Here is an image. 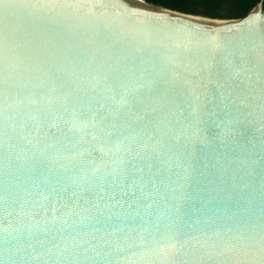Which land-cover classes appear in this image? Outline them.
Wrapping results in <instances>:
<instances>
[{
	"label": "water",
	"instance_id": "water-1",
	"mask_svg": "<svg viewBox=\"0 0 264 264\" xmlns=\"http://www.w3.org/2000/svg\"><path fill=\"white\" fill-rule=\"evenodd\" d=\"M0 264H264L263 0H0Z\"/></svg>",
	"mask_w": 264,
	"mask_h": 264
},
{
	"label": "trees",
	"instance_id": "trees-1",
	"mask_svg": "<svg viewBox=\"0 0 264 264\" xmlns=\"http://www.w3.org/2000/svg\"><path fill=\"white\" fill-rule=\"evenodd\" d=\"M170 10L212 19L246 16L261 0H145ZM264 11V0H263Z\"/></svg>",
	"mask_w": 264,
	"mask_h": 264
}]
</instances>
